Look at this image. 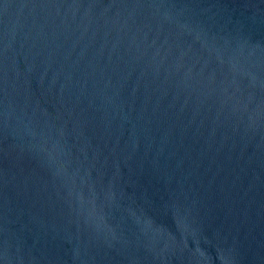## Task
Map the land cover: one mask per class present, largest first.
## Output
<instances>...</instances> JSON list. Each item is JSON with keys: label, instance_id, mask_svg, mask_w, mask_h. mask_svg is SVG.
I'll list each match as a JSON object with an SVG mask.
<instances>
[{"label": "water", "instance_id": "1", "mask_svg": "<svg viewBox=\"0 0 264 264\" xmlns=\"http://www.w3.org/2000/svg\"><path fill=\"white\" fill-rule=\"evenodd\" d=\"M0 264H264V0H0Z\"/></svg>", "mask_w": 264, "mask_h": 264}]
</instances>
